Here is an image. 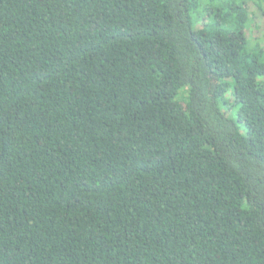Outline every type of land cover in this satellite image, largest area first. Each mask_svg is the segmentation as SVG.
<instances>
[{"label":"trees","instance_id":"obj_1","mask_svg":"<svg viewBox=\"0 0 264 264\" xmlns=\"http://www.w3.org/2000/svg\"><path fill=\"white\" fill-rule=\"evenodd\" d=\"M247 1L0 0V264H264Z\"/></svg>","mask_w":264,"mask_h":264},{"label":"rangeland","instance_id":"obj_2","mask_svg":"<svg viewBox=\"0 0 264 264\" xmlns=\"http://www.w3.org/2000/svg\"><path fill=\"white\" fill-rule=\"evenodd\" d=\"M248 0L246 9L248 11V24L245 29V35L249 41V48L254 49L256 45L264 52V0L260 2V8L256 6V2ZM264 82V78H263ZM230 118H235V109H231Z\"/></svg>","mask_w":264,"mask_h":264}]
</instances>
